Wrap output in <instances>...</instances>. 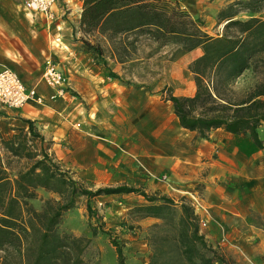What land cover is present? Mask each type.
Here are the masks:
<instances>
[{
    "label": "crops",
    "instance_id": "crops-1",
    "mask_svg": "<svg viewBox=\"0 0 264 264\" xmlns=\"http://www.w3.org/2000/svg\"><path fill=\"white\" fill-rule=\"evenodd\" d=\"M24 1L0 0V71L12 70L43 102L18 111L0 105V138L6 140L13 130L27 129L23 121H28L50 145L54 162L81 177L92 176L99 184L122 180L123 187L131 188L129 176L138 175L145 178L139 188L147 195L174 200L197 194L209 212L207 227L200 232L206 242L213 246L226 241L229 259L237 264H264V150L248 138L222 130L200 139L180 128L171 103L152 91L157 82L147 86L143 81L145 86L136 88L123 83L128 79L129 59L117 50L128 51L130 40L125 35L114 40L115 49L101 57L103 61L83 53V43H98L99 35L98 30L87 35L80 28L84 0H56L52 21L27 12ZM156 1L169 2L200 20L203 32L211 36L226 23L220 14L230 7L239 11L240 3L249 0ZM242 14L248 16L246 20H264V9L239 11L234 20H242L238 19ZM152 56L151 61L159 58ZM200 56L195 49L175 61L181 73L170 76L171 81L162 78L161 71L154 79L171 85L173 97H192L195 87L185 72ZM47 57L66 75L72 97L55 99L54 91L42 82ZM99 62L114 65L116 79L99 72ZM75 124L81 128L75 129ZM108 196L106 201H112L124 194L104 195ZM135 249L133 245L131 251L136 254Z\"/></svg>",
    "mask_w": 264,
    "mask_h": 264
},
{
    "label": "trees",
    "instance_id": "trees-1",
    "mask_svg": "<svg viewBox=\"0 0 264 264\" xmlns=\"http://www.w3.org/2000/svg\"><path fill=\"white\" fill-rule=\"evenodd\" d=\"M264 0L241 4L239 11L258 13ZM239 11L230 7L220 36H208L200 20L169 2L156 0H84L80 28L89 35L95 31L113 36L138 34L160 46L178 45L186 53L199 49L201 56L188 66L193 76L192 97L166 98L180 128L206 140L215 130L248 138L258 150H264L259 131L264 127V78L242 93L234 91V82L245 71L264 63V20H234ZM83 47L102 57L101 48L88 42ZM115 78L114 75H110ZM27 129H15L8 139L0 138V264H89L83 259L90 240L58 234L56 227L63 215L75 207L76 198L88 200L102 195L136 194L146 205L135 208L140 219H155L147 239L148 264H230L200 233L199 217L186 197L177 202L165 196H148L126 187L84 189L68 177L49 155L50 145L43 142L30 122ZM25 161L11 178L9 160ZM58 196L36 212L29 201L36 191ZM92 216L90 208H86ZM91 237L108 231L90 227ZM110 239V238H109ZM116 264H125L122 248L110 239Z\"/></svg>",
    "mask_w": 264,
    "mask_h": 264
},
{
    "label": "rangeland",
    "instance_id": "rangeland-1",
    "mask_svg": "<svg viewBox=\"0 0 264 264\" xmlns=\"http://www.w3.org/2000/svg\"><path fill=\"white\" fill-rule=\"evenodd\" d=\"M255 1L259 0H249L248 2L251 3ZM242 3L243 2L240 4ZM261 6H264V3H262ZM247 17L248 16L242 14L241 16H238V19L246 20ZM219 34H222V30L221 32H213L211 37H214L215 35L218 36ZM118 38L121 37L113 36L111 33L99 32L96 39L98 43L94 40L92 46H98L101 48L102 57L105 58L106 55L115 49V46L112 44L114 40ZM124 38L130 40L128 51L117 50L119 55H123L124 57L127 56L129 59V63L126 65L128 79L123 81V83L136 88L140 85L145 86L146 84L148 86V84L153 85V83L157 82V86L154 87L152 91L155 92L157 90L155 94L161 93V98L163 100L168 98L172 91L171 85L167 86V84L163 83V80L158 82L159 79L154 78L159 75L160 71L163 76L162 78H168L170 81L172 78H170V76L175 77L176 75H179L181 73V68L174 63L185 56L186 52L178 45L160 46L157 43H155L156 45H153L152 43H149L151 40L147 37L138 34H130ZM107 41L110 46L106 44ZM82 49L83 53H86V55L90 54L94 56L86 48L82 47ZM152 55H159L158 60H149L153 57ZM100 60L103 61L102 58ZM98 65V71L105 74V76L110 77L111 74L115 76V73L112 72L115 70L114 65L107 62H99ZM85 67H89V63H85ZM115 72L117 71L115 70ZM185 75L193 81V76L189 70L185 72ZM261 78H264V63H262V61L258 62L252 70L245 71L235 80L234 91L237 93L247 91V89L252 88L258 83ZM113 79H116V76ZM143 81L145 84L142 83ZM161 83H163V85H161ZM163 113L165 114L166 111H163ZM170 118L171 117H168V119ZM259 135L260 139L264 141V127L260 129ZM55 163L57 164V162ZM8 164V173L11 178L14 177L17 170L29 165V163H26L25 161H17L15 159L9 160ZM57 165L62 171L66 172L68 177L78 182L84 189L92 192L99 189L123 187L124 184L122 180L113 183L104 180L105 184H99L92 176L81 177L70 170H66V168L61 165ZM129 179L132 180L133 183V185L131 184L129 187L141 190V187L139 188V186L143 185L145 178L133 175L129 176ZM148 196L158 195L148 194ZM109 197L110 196L104 197V195H102L88 200L85 197L78 196L76 198L75 207L67 211L61 218L59 225L56 227L57 233L89 239L90 244L83 254L84 261L89 264H116L115 250L111 246L110 239H113L122 248V253L125 257V264H148L151 254L147 239L151 234L152 226L159 224L160 222L157 220L155 223H139L140 218L133 213V210L146 205V202L142 197L136 194H125L124 196L115 197L116 199L113 198L112 201H106V198ZM186 198L189 199V197ZM173 199L178 201L177 198ZM57 200H59L58 196L43 190H37L36 198L28 203L36 212H41L45 206V202ZM87 206L90 208L92 216L88 215L86 210ZM119 211L121 214H114L119 213ZM91 226L97 227L105 232L108 231V236L98 233L96 237H91ZM133 245L136 247L135 251L137 255L131 251ZM212 248L230 264H237L235 263V260L229 259L230 257L226 248V241L220 240L213 244Z\"/></svg>",
    "mask_w": 264,
    "mask_h": 264
},
{
    "label": "built area",
    "instance_id": "built-area-1",
    "mask_svg": "<svg viewBox=\"0 0 264 264\" xmlns=\"http://www.w3.org/2000/svg\"><path fill=\"white\" fill-rule=\"evenodd\" d=\"M56 0H25L24 9L32 14L43 16L47 21H52V10ZM42 82L54 91V98L72 97L69 93V82L66 75L58 68L57 63L47 57L43 63ZM43 99L37 94L34 88H28L21 79L9 69L0 71V105L12 111H18L27 104H42ZM75 129H80V124L74 125ZM195 214L199 217V228L207 227L209 212L202 205L199 195L194 194L189 197Z\"/></svg>",
    "mask_w": 264,
    "mask_h": 264
}]
</instances>
